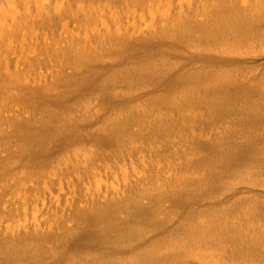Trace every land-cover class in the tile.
Segmentation results:
<instances>
[{
  "label": "bare ground",
  "instance_id": "obj_1",
  "mask_svg": "<svg viewBox=\"0 0 264 264\" xmlns=\"http://www.w3.org/2000/svg\"><path fill=\"white\" fill-rule=\"evenodd\" d=\"M15 1L18 8L0 4V117L6 112L14 137L40 136L36 157L50 152L46 140L56 148L95 140L123 145L114 157L138 162L122 171L110 198L75 209L73 227L59 236L38 222L11 239L0 235V264H264V70L242 65L264 60V0H183L187 9L175 16L172 0H60L54 8L53 0ZM112 6L121 8L111 13ZM44 7L56 19H45ZM146 12L147 31L138 26ZM182 49L192 56L182 60ZM118 87L128 103L152 100L105 118L97 137L91 126L104 114H90V102L79 104L80 121L51 111L73 95ZM80 124L86 134L76 132ZM94 159L83 175L92 176ZM51 163L12 176L19 184L8 192L39 181ZM13 167L2 163L0 181Z\"/></svg>",
  "mask_w": 264,
  "mask_h": 264
},
{
  "label": "rangeland",
  "instance_id": "obj_2",
  "mask_svg": "<svg viewBox=\"0 0 264 264\" xmlns=\"http://www.w3.org/2000/svg\"><path fill=\"white\" fill-rule=\"evenodd\" d=\"M34 1L39 3L41 1L42 3L47 4L50 0ZM58 1L60 0H53L51 8H54ZM160 1L161 0H158V2ZM167 1L168 0H163V3L165 4ZM172 1L176 8L172 12L174 16L176 15L178 8L187 9L188 4H186V1ZM14 2L18 8L17 2L15 0ZM0 4L2 6L4 4V0H1ZM51 8H43V15L45 16V19H56L55 11ZM119 8L121 7L112 6L111 13H115V11L119 12ZM138 14L142 15L143 12L140 11ZM145 15L147 16V19H145L142 25L138 26L141 29L143 27L145 31H147L152 20L149 18V14L147 12ZM32 16H34V13ZM62 22L64 23V21ZM67 22L68 21H66V23ZM125 25H128V23H125ZM162 25L163 23L157 22V27H162ZM74 28V26L71 27L72 30ZM164 50L168 52L171 50L169 43H167V46L164 47ZM180 51V57L182 60L188 59L192 56V52L188 50L182 49ZM18 57H21V55H18ZM26 57L30 61L33 60L27 55ZM8 59L10 63L17 61V57L14 52L10 53ZM168 60L170 62L181 61L171 57H168ZM242 65L247 68L264 70V60L255 62L247 61L246 64ZM123 68L124 67L119 66L118 68L115 67V69H105L100 71V75H103L102 78L104 79L107 78L105 76L110 73ZM187 68H192V65H189ZM51 69L52 68L49 70ZM20 70L24 71L23 67H21ZM64 72L67 73L69 70ZM185 72L186 71L183 70L179 72V74H185ZM101 81L102 79L98 82L100 83ZM51 82L52 79L49 80V83ZM139 89H141L140 86L133 89V92H136ZM124 90L125 89L118 87L110 89L108 94H103L96 89L90 94L86 93L82 96L79 94L73 95L71 96V100L68 103H65L64 108L59 109L51 107V111L56 113L57 110H61L62 115L70 116L73 117L75 121H80L82 115L84 114L78 109L79 104L83 101L90 102L92 104L89 109L90 114H94L97 110L102 111V114H104L103 118H99L92 123L91 131L93 133L92 137L94 138L99 135H96L95 133L96 128L101 126V123L105 118L110 117L112 118V121H114L117 115L125 113L128 107L143 104L146 101L152 100L150 98L138 97V101L136 103H128L130 99L124 96L127 93L124 92ZM56 94L57 93L49 94L50 98L48 99H55ZM159 94L163 93L160 92L157 95ZM106 104L112 105L110 109L115 107V110L111 111L109 107H107L108 110L106 111L104 109ZM2 116L3 117H0V166L3 162H8L9 165L14 166L10 175L4 176L0 181V235H2V237L11 239L13 237V233L16 235L19 232L25 233V230L28 231V229H32L37 222L41 224L40 230L42 232L48 231V229L52 230L50 228L52 227V232L59 236L63 232V228L71 229L73 227V224L69 222V220H71L70 216L75 209H86V207H89V205L92 204V198H95L97 203L104 202L106 197L110 198L111 195L115 193L117 185L119 186L117 180L123 179L122 171H126L130 174L132 167L138 162L136 158L132 161H122L121 158L114 157L115 153L118 155L119 150H121L123 145L104 146V144L98 143L95 140H88L83 144H76L72 141L70 146L63 148H56L49 140H46L41 145L43 148H47V151L50 152H48L45 156L43 154L40 157H36L35 149H42V147H38L40 145H38V143L42 140V138L33 134H28L31 141L26 137H14V130L5 124V121L8 119L6 112H2ZM30 117L31 116L29 114H25L21 116V119L23 122L30 121L28 120ZM54 125L62 132L70 131L67 126H61L60 120H57V122L55 121ZM85 127V125L83 126L80 124L77 126L76 132L86 134L84 132V130H86ZM53 128L54 127L51 126L49 132H51ZM112 133H114V131L109 130L103 134L110 136ZM67 139H69V137H67ZM22 152L24 153L21 154ZM77 152L79 156L75 158L74 153ZM91 156H95L94 165L91 167L92 176H85L83 175L84 171H82V169ZM44 160H51L52 163L46 164L42 168V171L38 174L40 179L39 181L29 182L24 191L19 192L16 190L15 193L8 192V187L11 186L12 189H15L19 184V182L15 184L11 182L10 178L12 176L20 178L25 173L32 174L37 170L36 167L39 162H43ZM27 165L30 166L27 168L29 172H26L27 169H25ZM4 186H6L7 189L2 188ZM99 186L101 187V193L97 194L96 191ZM24 201H26V204H24ZM56 217L62 219L55 222ZM57 225H61V228L57 227ZM8 229L11 231L9 234H7ZM46 246H50V242H48ZM21 264L28 263L22 262Z\"/></svg>",
  "mask_w": 264,
  "mask_h": 264
}]
</instances>
